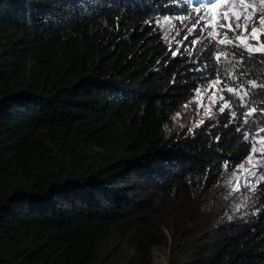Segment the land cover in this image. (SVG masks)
Masks as SVG:
<instances>
[{
    "label": "trees",
    "instance_id": "1",
    "mask_svg": "<svg viewBox=\"0 0 264 264\" xmlns=\"http://www.w3.org/2000/svg\"><path fill=\"white\" fill-rule=\"evenodd\" d=\"M202 7L0 0V264H154L161 246L167 264H264V208L235 215L211 199L264 129V53L208 39ZM159 15L179 23L185 54ZM215 79L229 107L177 126ZM259 191L264 202L262 178ZM179 199L201 221L168 237L155 217Z\"/></svg>",
    "mask_w": 264,
    "mask_h": 264
},
{
    "label": "rangeland",
    "instance_id": "2",
    "mask_svg": "<svg viewBox=\"0 0 264 264\" xmlns=\"http://www.w3.org/2000/svg\"><path fill=\"white\" fill-rule=\"evenodd\" d=\"M247 5L259 6L255 9V19L259 20L261 15H264V4L262 0H244ZM241 24L244 23L243 19L240 21ZM161 32L163 38L169 43L175 52L179 54H185V44L181 43L184 35L180 31L179 23L167 16L159 15L153 21L152 25ZM252 24H249L248 31H251ZM197 29L205 32L208 39L213 40L208 36V31L210 29L204 28V21H201L197 26ZM236 36H240V31L235 33ZM223 35L221 34V37ZM261 41H264V36L260 37ZM215 41V40H214ZM252 44H256V41H250ZM215 82V83H214ZM199 90V91H198ZM223 97V99H220ZM227 102L223 96V88L221 87L218 80H211L207 85L199 87L194 91V95L187 102L182 104L175 113L173 122L180 128H188L191 131L195 126L203 123L206 120H214L218 116L221 107H224V103ZM264 136V132H257L251 136V143H253L252 137ZM251 153V150H250ZM249 153V154H250ZM253 163L256 162L261 156L260 152L252 153ZM249 156V155H248ZM248 158V157H247ZM247 158L244 159L239 165L243 164L245 169L250 171H245L239 168L237 165L234 168L223 169L216 185L218 186V191L216 195L212 196V201L214 209L216 205H221L226 211L231 210L235 215H240L246 211L259 212L264 208V202L259 191V183L261 181L260 176V165L255 168L247 162ZM234 188L238 190H233ZM212 191V190H211ZM210 194V193H209ZM219 196V197H218ZM201 203H208V196H204L201 199ZM198 205V204H197ZM195 211H192L188 207L183 199H179V202L175 205H169L165 208L163 212L156 215V221L164 222L161 225L163 232L169 237L170 229L175 228L177 232L182 231L183 228L188 226H195L196 222H200V219H195ZM169 247H155L153 254L154 264H166L168 261ZM164 262V263H163Z\"/></svg>",
    "mask_w": 264,
    "mask_h": 264
},
{
    "label": "snow or ice",
    "instance_id": "3",
    "mask_svg": "<svg viewBox=\"0 0 264 264\" xmlns=\"http://www.w3.org/2000/svg\"><path fill=\"white\" fill-rule=\"evenodd\" d=\"M262 4H264V0H262ZM257 7L259 6L245 4L244 0H207V7L196 9L197 12L201 13L197 23L204 21V28L210 29L207 33L208 36L220 45H224L225 47L231 45L232 49L242 48L249 53H264V41L260 40V37L264 36V15H261L259 20L255 19V9ZM241 19L244 21L243 24L240 23ZM250 23L253 26L249 32L248 27ZM237 31H240V36L235 35ZM221 34L223 38H220ZM253 40L256 41V44L250 42ZM232 54L236 55L235 51ZM172 55H176V53L173 52ZM222 55H227V53L218 52L217 59L219 60ZM249 83L253 87L256 86L252 81ZM227 91L236 93V90L232 87L227 88ZM248 94L245 93V95ZM220 99H223V97ZM227 107H229V102H225L224 107H221L220 111L224 112ZM253 111L255 109L246 113V116H251ZM260 132H264V129H260ZM245 139H248V137L246 136ZM252 140L251 153L247 158V162L253 168L257 165L264 167V136H260L259 138L253 136ZM256 152H260L261 156L253 163L252 153ZM238 167L245 171H250L249 169H245L243 164ZM261 178L264 179V176ZM233 190L238 189L234 188Z\"/></svg>",
    "mask_w": 264,
    "mask_h": 264
},
{
    "label": "water",
    "instance_id": "4",
    "mask_svg": "<svg viewBox=\"0 0 264 264\" xmlns=\"http://www.w3.org/2000/svg\"><path fill=\"white\" fill-rule=\"evenodd\" d=\"M168 263V261L166 262V264Z\"/></svg>",
    "mask_w": 264,
    "mask_h": 264
},
{
    "label": "bare ground",
    "instance_id": "5",
    "mask_svg": "<svg viewBox=\"0 0 264 264\" xmlns=\"http://www.w3.org/2000/svg\"><path fill=\"white\" fill-rule=\"evenodd\" d=\"M164 263V262H163Z\"/></svg>",
    "mask_w": 264,
    "mask_h": 264
}]
</instances>
